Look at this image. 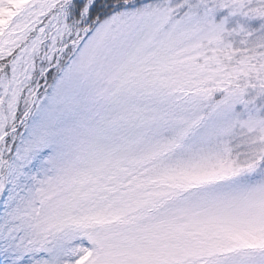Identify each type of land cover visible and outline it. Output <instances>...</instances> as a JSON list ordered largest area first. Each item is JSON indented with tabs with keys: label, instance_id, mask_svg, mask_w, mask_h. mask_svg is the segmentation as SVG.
<instances>
[{
	"label": "snow or ice",
	"instance_id": "6c2138e0",
	"mask_svg": "<svg viewBox=\"0 0 264 264\" xmlns=\"http://www.w3.org/2000/svg\"><path fill=\"white\" fill-rule=\"evenodd\" d=\"M0 264H264V0H0Z\"/></svg>",
	"mask_w": 264,
	"mask_h": 264
}]
</instances>
